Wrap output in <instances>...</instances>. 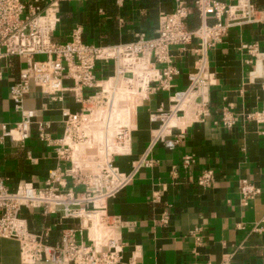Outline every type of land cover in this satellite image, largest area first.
I'll use <instances>...</instances> for the list:
<instances>
[{
  "label": "crops",
  "instance_id": "obj_1",
  "mask_svg": "<svg viewBox=\"0 0 264 264\" xmlns=\"http://www.w3.org/2000/svg\"><path fill=\"white\" fill-rule=\"evenodd\" d=\"M182 1L192 9L187 28L195 31L201 24L193 7L195 0ZM220 1L233 4L238 0ZM251 1L264 12V0ZM176 4L177 0L61 3L53 41H70L77 28L82 31L84 43L95 46L125 44L141 32L152 37L160 15L174 12ZM253 43L264 51V23L231 28L222 42L209 50L215 85L208 91L206 115L197 118L193 111L182 115L184 122L171 131V137L179 139L178 146L169 150L157 145L147 156L153 166L140 169L123 191L107 201V215L119 220L113 234L124 249L120 264H264V234L253 231L264 219V123L248 119L250 114L264 109V63L257 64L243 49V45ZM197 47L196 39L188 46L171 47L179 75L173 80L171 92H158L137 106L128 152L115 158L121 172L130 173L133 162L146 154L159 127L151 123L150 114L160 108L169 111L174 92L188 88L189 75L195 71ZM23 66L24 61L17 57L0 64V137L3 126L13 129L21 119L11 101L10 88L18 81ZM113 72L111 66L100 65L98 78L106 80ZM92 94L85 90L83 97L87 99ZM24 105L36 113L31 138L24 144L10 138L0 141V178L12 190L22 182L42 188L50 171L69 166L57 158L54 144L65 134L64 110L74 114L83 109V103L73 93H64L63 100L52 102L36 87L26 96ZM226 108L238 117L232 129L221 122ZM40 123L47 126L53 145L40 140ZM13 134L16 139L17 133ZM188 156L194 162L185 168L184 158ZM204 170L215 172L211 189L197 183ZM242 179L262 191L248 206L243 205L239 193ZM68 186H72L70 181ZM166 213L170 219L163 225L160 219ZM22 216L31 232H48L52 246H59L69 229L76 231L79 242L91 244L95 240L90 227L80 220H64L61 213L46 215L42 209L23 210ZM0 264H25L18 241L0 238Z\"/></svg>",
  "mask_w": 264,
  "mask_h": 264
},
{
  "label": "built area",
  "instance_id": "obj_2",
  "mask_svg": "<svg viewBox=\"0 0 264 264\" xmlns=\"http://www.w3.org/2000/svg\"><path fill=\"white\" fill-rule=\"evenodd\" d=\"M82 1L86 0H0V64L13 57L24 61L18 81L10 88L11 101L21 119L13 129L2 127L4 134L0 141L10 138L24 144L31 138L36 113L26 109L24 102L33 87L40 89L52 102L63 100V94L69 92L83 103L81 112L71 114L64 110L65 134L58 144H54L57 158L69 163L67 168L50 171L42 188L22 182L12 190L0 178V238L19 242L25 264L42 261L54 264L121 263L123 245L113 234L119 220L107 215V201L123 191L140 169L153 166L154 162L147 156L157 145L161 144L169 150L178 146L179 139L171 137V131L177 127L170 125L173 119L183 121L182 115L188 114V111H193L197 118L206 115L208 91L215 85V77L209 67V50L222 42L231 28L264 23V12L258 10L251 0H238L233 4L220 0H195L193 7L201 24L197 30L190 31L186 21L192 9L186 2L177 0L174 12L160 15L158 28L152 37L141 32L125 44L95 46L84 43L82 31L77 28L72 32L70 41L54 42L53 37L60 23L61 3ZM43 3L46 5L42 6ZM210 19L214 20L212 24ZM195 39L198 41L195 49L197 61L195 71L189 75L190 84L186 90L174 92L169 111L160 108L150 114L151 123H158L159 127L146 154L133 162L131 172L123 173L115 165V158L119 155L115 152L103 159V150L107 149L103 142L98 148L101 154L94 153L84 160H77L73 145L87 143L91 138L85 134L83 125L95 113H92V104L97 102L100 109L110 101L105 90V83L110 81V77L100 80L99 66H111L117 80L113 88L118 86L120 79L124 80L129 88L143 95L142 103L158 92L172 91L173 80L179 75V70L174 66L170 49L173 46H188ZM243 49L257 64L264 63V51L259 49L258 44H245ZM39 56H45V59L40 60ZM85 90L93 91L87 99L83 97ZM102 103L106 105L101 106ZM248 119L264 123V109L250 114ZM221 122L225 128L232 129L238 117L226 108ZM14 132L17 133L16 139ZM38 132L41 141L53 145L45 124H38ZM131 133V128H121L115 138L116 145L124 147L129 144ZM193 162L194 158L188 156L184 158L183 165L188 168ZM68 181L72 186H68ZM197 183L204 189H211L215 184V172L204 170ZM239 193L243 205L248 206L262 191L252 182L242 179ZM38 209L46 215L61 213L64 220H80L90 230L93 227L91 218L101 214L104 236L102 239L95 237L91 244H85L77 240L75 230L69 229L63 233L61 244L52 246L48 232H31L22 216L23 210ZM169 219L166 213L160 222L166 225ZM253 231L264 234V219Z\"/></svg>",
  "mask_w": 264,
  "mask_h": 264
},
{
  "label": "bare ground",
  "instance_id": "obj_3",
  "mask_svg": "<svg viewBox=\"0 0 264 264\" xmlns=\"http://www.w3.org/2000/svg\"><path fill=\"white\" fill-rule=\"evenodd\" d=\"M116 73L113 72L110 81L105 83V90L109 94V103L103 108L98 109L83 125L85 134L91 138L87 143L73 145L74 156L77 160H84L85 157L93 155L94 153L101 154L98 149L100 144L107 147L103 150V159L109 157L111 153L115 152L119 155H124L128 152L129 144L126 143L124 147L116 145L115 138L120 132L121 128H132V117L137 113V106L141 103L143 98L136 89H131L128 83L120 79L118 86L113 88L116 83ZM191 111H188V115ZM180 122L173 119L171 126H180ZM92 235L97 239H102L104 236V227L102 225L101 214H96L91 218Z\"/></svg>",
  "mask_w": 264,
  "mask_h": 264
},
{
  "label": "rangeland",
  "instance_id": "obj_4",
  "mask_svg": "<svg viewBox=\"0 0 264 264\" xmlns=\"http://www.w3.org/2000/svg\"><path fill=\"white\" fill-rule=\"evenodd\" d=\"M38 59L44 60L45 59V56H39ZM104 102H107V100H104ZM97 105H98L97 102H96V104H92V110H93L92 113L94 111L96 112L98 110L99 107H97ZM103 105H106V104L102 103L101 106H103ZM74 134H76V133H74ZM79 134H83V133H79Z\"/></svg>",
  "mask_w": 264,
  "mask_h": 264
}]
</instances>
